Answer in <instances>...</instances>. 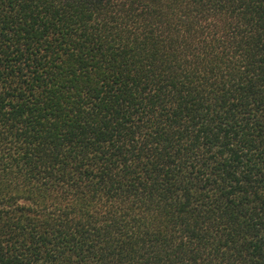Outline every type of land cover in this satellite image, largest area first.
<instances>
[{
    "label": "trees",
    "instance_id": "trees-1",
    "mask_svg": "<svg viewBox=\"0 0 264 264\" xmlns=\"http://www.w3.org/2000/svg\"><path fill=\"white\" fill-rule=\"evenodd\" d=\"M0 264H264V0H0Z\"/></svg>",
    "mask_w": 264,
    "mask_h": 264
}]
</instances>
